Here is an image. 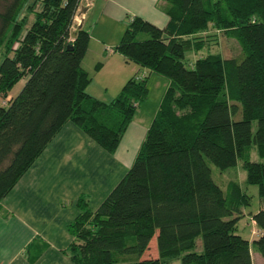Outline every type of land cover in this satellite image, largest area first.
Listing matches in <instances>:
<instances>
[{"label":"trees","instance_id":"16d2710c","mask_svg":"<svg viewBox=\"0 0 264 264\" xmlns=\"http://www.w3.org/2000/svg\"><path fill=\"white\" fill-rule=\"evenodd\" d=\"M80 1L9 0L0 12V96L25 79L0 104V203L65 123L113 153L148 98L138 75L110 101L87 92L81 60L90 34L74 21ZM158 5L166 26L134 15L112 51L169 85L123 177L95 210L78 198L67 254L74 264H253V251L264 260V0ZM220 32L237 42V56L208 52L186 63ZM207 161L222 171L241 162L258 187V211L245 213L250 195L236 181L224 192ZM244 214L258 227L251 241L238 233ZM153 237L157 256L141 258Z\"/></svg>","mask_w":264,"mask_h":264},{"label":"crops","instance_id":"0c3cea01","mask_svg":"<svg viewBox=\"0 0 264 264\" xmlns=\"http://www.w3.org/2000/svg\"><path fill=\"white\" fill-rule=\"evenodd\" d=\"M159 3L160 0L80 1L74 21L90 34L81 60L92 75L87 92L110 101L130 77L138 75L146 79L148 87L151 81L161 83L162 93L149 105V87L148 98L137 107L113 153L93 142L71 121L59 129L1 200L0 264H74L67 250L74 239L69 225L79 214L78 198L86 196L90 208L95 210L123 177L169 85L165 77L127 61L118 52L109 53L106 48L116 47L134 15L164 28L168 16ZM109 66H117L119 70L112 72L113 67ZM104 68L109 69L105 71L109 84L102 93H95L93 77ZM108 86L115 89L110 93Z\"/></svg>","mask_w":264,"mask_h":264},{"label":"rangeland","instance_id":"374dc122","mask_svg":"<svg viewBox=\"0 0 264 264\" xmlns=\"http://www.w3.org/2000/svg\"><path fill=\"white\" fill-rule=\"evenodd\" d=\"M8 1L9 0H0V12H2V10H3L4 3L8 2ZM23 13H24V10L22 11V14ZM210 42H211V44L208 45V48H205L201 51H198L197 53H195L193 51L187 52L186 53V63L188 65H192L194 60L196 59V57L205 55L208 52L220 53L223 57L237 56L240 52V48H239V45L237 44V42L232 38H228L227 36H225L221 32L216 36V39H212ZM15 46H17L16 42L14 43V47ZM106 50L109 53L116 52V51H109L108 47L106 48ZM0 52H2V49L0 50ZM0 58H1V56H0ZM112 67H113L112 72H116L117 70H119L117 66H109V69H111ZM109 69L104 68L103 71L101 72V74L99 73L98 75H95L93 77L92 84H93V86L96 87V89H93L95 91V93L96 92L102 93L103 89L109 84V80L106 77V72H105V71H108ZM91 78H92V75H91ZM24 83H25V79L19 80L17 83H15L13 85V87L10 90L9 95L6 98H3L0 96V104L7 105L10 98L12 96L17 95V93L20 91V89L24 85ZM160 85H161V83L158 85L154 81H151L149 83V87H150L149 98L151 99L149 101L150 103H148L149 105L151 103L153 104L155 99H157L159 93L160 94L162 93V88ZM108 88H109V91L111 93V91H113V89H115V86H112V87L108 86ZM117 94L118 93L116 92V94H114V95L116 96ZM251 157L254 160L258 159L257 153H256L255 148L253 146H252V150H251ZM207 163L211 168L212 178L221 187V189L224 192H226L228 183L230 181H236L240 185L241 189L246 191V193H248L250 195V197H251L250 198V204L247 207V209H245V213H246V211H252V212L258 211V209H259L258 187H257V185L250 184L246 181V172L241 167V162H238V164L235 167L229 168V169L223 170V171L220 170L215 165H213L210 161H207ZM237 226H238V233L240 235H242L243 237L249 239L250 241L253 238L258 237V235H256V232H255L256 230H258V227L252 222L249 215L244 214V216L238 221ZM201 245H202V242H201V239L199 238L198 239V245L196 246V250H200ZM156 256H157L156 239H155V237H153L149 243L148 249L144 252V254L142 255L141 258H154ZM252 259H253L254 264H258L257 263L258 261L261 264H264L263 258L256 252L254 253ZM170 264H180V261L175 260V261L171 262Z\"/></svg>","mask_w":264,"mask_h":264},{"label":"built area","instance_id":"2783aa9c","mask_svg":"<svg viewBox=\"0 0 264 264\" xmlns=\"http://www.w3.org/2000/svg\"><path fill=\"white\" fill-rule=\"evenodd\" d=\"M109 49V51H112V49L111 48H108ZM139 77H142V76H139Z\"/></svg>","mask_w":264,"mask_h":264}]
</instances>
